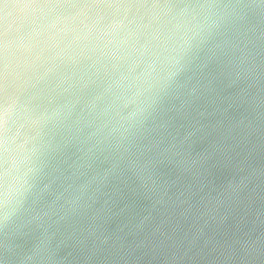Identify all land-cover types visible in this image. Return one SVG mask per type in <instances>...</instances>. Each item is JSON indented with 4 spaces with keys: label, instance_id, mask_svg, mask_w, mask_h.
Wrapping results in <instances>:
<instances>
[{
    "label": "clouds",
    "instance_id": "clouds-1",
    "mask_svg": "<svg viewBox=\"0 0 264 264\" xmlns=\"http://www.w3.org/2000/svg\"><path fill=\"white\" fill-rule=\"evenodd\" d=\"M0 264H264V0H0Z\"/></svg>",
    "mask_w": 264,
    "mask_h": 264
}]
</instances>
